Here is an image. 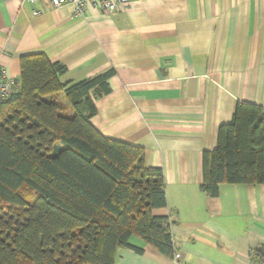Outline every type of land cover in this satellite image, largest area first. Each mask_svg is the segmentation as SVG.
I'll list each match as a JSON object with an SVG mask.
<instances>
[{
	"label": "crops",
	"instance_id": "1",
	"mask_svg": "<svg viewBox=\"0 0 264 264\" xmlns=\"http://www.w3.org/2000/svg\"><path fill=\"white\" fill-rule=\"evenodd\" d=\"M37 52L65 66L62 82L113 70L90 123L162 169L154 213L169 218L173 258L132 236L143 252L119 247L114 264H264V183L199 187L236 103L264 108V0H131L112 14L0 0V67L18 80L19 57Z\"/></svg>",
	"mask_w": 264,
	"mask_h": 264
},
{
	"label": "trees",
	"instance_id": "2",
	"mask_svg": "<svg viewBox=\"0 0 264 264\" xmlns=\"http://www.w3.org/2000/svg\"><path fill=\"white\" fill-rule=\"evenodd\" d=\"M19 58L18 88L0 105V264H114L119 247L143 252L132 236L173 258L169 218L154 213L166 207L162 169L90 123L113 70L62 82L67 69L44 53ZM232 111L202 154L210 196L222 183H264V108Z\"/></svg>",
	"mask_w": 264,
	"mask_h": 264
},
{
	"label": "built area",
	"instance_id": "3",
	"mask_svg": "<svg viewBox=\"0 0 264 264\" xmlns=\"http://www.w3.org/2000/svg\"><path fill=\"white\" fill-rule=\"evenodd\" d=\"M33 2L34 0H28ZM51 7H60L72 4L76 11H82L86 6H91L104 11L105 13H116L127 7L131 0H48ZM39 11H34L38 14ZM18 80L8 76L5 69L0 67V105L5 102L10 94L16 92L18 88Z\"/></svg>",
	"mask_w": 264,
	"mask_h": 264
},
{
	"label": "rangeland",
	"instance_id": "4",
	"mask_svg": "<svg viewBox=\"0 0 264 264\" xmlns=\"http://www.w3.org/2000/svg\"><path fill=\"white\" fill-rule=\"evenodd\" d=\"M57 100L60 102V103H63L64 102V98H63V95L61 93H59L57 95Z\"/></svg>",
	"mask_w": 264,
	"mask_h": 264
}]
</instances>
